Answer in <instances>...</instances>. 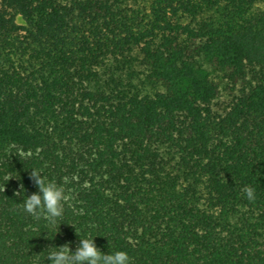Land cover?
Listing matches in <instances>:
<instances>
[{
    "label": "trees",
    "instance_id": "obj_1",
    "mask_svg": "<svg viewBox=\"0 0 264 264\" xmlns=\"http://www.w3.org/2000/svg\"><path fill=\"white\" fill-rule=\"evenodd\" d=\"M0 1V264L85 236L264 264V0ZM136 48L148 90L110 69ZM31 168L68 196L55 225L23 209Z\"/></svg>",
    "mask_w": 264,
    "mask_h": 264
},
{
    "label": "clouds",
    "instance_id": "obj_2",
    "mask_svg": "<svg viewBox=\"0 0 264 264\" xmlns=\"http://www.w3.org/2000/svg\"><path fill=\"white\" fill-rule=\"evenodd\" d=\"M30 179L37 187V191L24 196L23 209L37 219H45L55 225L64 214V204L68 196L62 185L49 180L41 170L30 169ZM23 185V184H22ZM21 192H24L20 185ZM246 198L255 200V191L252 187L245 188ZM45 260L50 264H131L129 255L122 250L103 252L95 243V238H80L79 244L73 251L70 245L50 246Z\"/></svg>",
    "mask_w": 264,
    "mask_h": 264
},
{
    "label": "rangeland",
    "instance_id": "obj_3",
    "mask_svg": "<svg viewBox=\"0 0 264 264\" xmlns=\"http://www.w3.org/2000/svg\"><path fill=\"white\" fill-rule=\"evenodd\" d=\"M129 4H133V1L129 2ZM1 5V1H0ZM259 9H264V2L260 3L257 6ZM21 21V19H19ZM142 59V54L140 52L139 48H136L129 59L122 63L119 67L117 65L111 66L110 69L113 71H116L119 78L122 80V82L132 81L138 85V87L143 88L144 90H148V85L146 86L144 82V76L142 75V67L140 65V61ZM118 67V68H117ZM109 70V69H108ZM107 69L104 70L103 73V80L106 79ZM109 72V71H108ZM145 87V88H144ZM229 97L227 96V91L224 92V96L220 102L219 107H223V101H227Z\"/></svg>",
    "mask_w": 264,
    "mask_h": 264
}]
</instances>
